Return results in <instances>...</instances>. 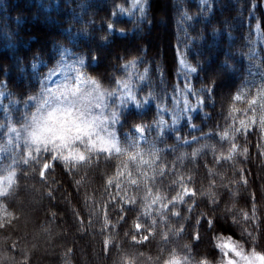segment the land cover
I'll return each instance as SVG.
<instances>
[{
  "label": "trees",
  "instance_id": "16d2710c",
  "mask_svg": "<svg viewBox=\"0 0 264 264\" xmlns=\"http://www.w3.org/2000/svg\"><path fill=\"white\" fill-rule=\"evenodd\" d=\"M212 4L0 0V144L61 49L118 137L79 158L6 148L0 264H218L225 238L264 264V0Z\"/></svg>",
  "mask_w": 264,
  "mask_h": 264
},
{
  "label": "rangeland",
  "instance_id": "374dc122",
  "mask_svg": "<svg viewBox=\"0 0 264 264\" xmlns=\"http://www.w3.org/2000/svg\"><path fill=\"white\" fill-rule=\"evenodd\" d=\"M83 59L61 49L55 65L42 79L41 93L30 120L22 128H11L0 144V195L12 180L5 172L2 155L6 148L37 152L44 147L59 150L65 157L79 158L78 146L87 145L105 152L118 150L113 109L107 108L104 93L82 69ZM138 141L142 127H134ZM218 264H263L256 252H245L236 242L222 239ZM177 264V263H173Z\"/></svg>",
  "mask_w": 264,
  "mask_h": 264
},
{
  "label": "snow or ice",
  "instance_id": "6c2138e0",
  "mask_svg": "<svg viewBox=\"0 0 264 264\" xmlns=\"http://www.w3.org/2000/svg\"><path fill=\"white\" fill-rule=\"evenodd\" d=\"M204 7L207 8L208 5L206 4V5H204ZM212 10H213V11L215 10V0H213ZM120 11H122V10H120ZM141 11H142V12L144 11V7L141 8ZM210 15H211V13H210ZM198 17H199V14L197 15V17H193V19L196 20L197 22H199V18H198ZM206 21H207V20H206ZM206 21H204V22H206ZM113 23H114V21H113ZM109 31H110V32H115L116 29H115L114 27H110V28H109ZM118 34H119L121 37H124V36L127 35V32L120 31ZM142 50H143L145 53L147 52L146 47H144ZM187 55H188V54H185V57H187ZM198 70H199V69H197V71H198Z\"/></svg>",
  "mask_w": 264,
  "mask_h": 264
}]
</instances>
